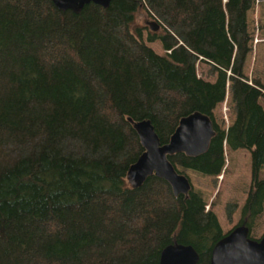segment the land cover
<instances>
[{"label": "trees", "instance_id": "obj_1", "mask_svg": "<svg viewBox=\"0 0 264 264\" xmlns=\"http://www.w3.org/2000/svg\"><path fill=\"white\" fill-rule=\"evenodd\" d=\"M253 2L111 0L72 12L0 0V264H159L169 245L209 263L223 234L199 192L174 196L154 176L128 183L143 152L128 119L149 120L164 145L183 117L209 118L204 154L168 156L177 170L215 178L224 147L247 151L236 226L250 232L264 211V87L242 72ZM142 13L158 31L136 24ZM226 92L233 121L223 129L213 111ZM223 209L230 221L236 203Z\"/></svg>", "mask_w": 264, "mask_h": 264}, {"label": "water", "instance_id": "obj_2", "mask_svg": "<svg viewBox=\"0 0 264 264\" xmlns=\"http://www.w3.org/2000/svg\"><path fill=\"white\" fill-rule=\"evenodd\" d=\"M110 2L111 0H52L57 10L72 12L91 3L107 8ZM147 26L154 32L160 28L154 21ZM128 121L143 148L142 154L127 171L126 178L131 187L140 188L147 178L154 176L165 181L174 196L188 197L190 180L178 172L168 156L183 153L196 157L204 154L214 134L209 118L199 112L183 117L169 142L164 145L160 143L149 120ZM198 260V254L191 246L169 245L162 250L159 264H197ZM208 264H264V236L252 239L245 227L235 226L213 246Z\"/></svg>", "mask_w": 264, "mask_h": 264}, {"label": "rangeland", "instance_id": "obj_3", "mask_svg": "<svg viewBox=\"0 0 264 264\" xmlns=\"http://www.w3.org/2000/svg\"><path fill=\"white\" fill-rule=\"evenodd\" d=\"M149 22L145 13L140 14L137 25L146 27ZM246 26L251 38L250 53L246 56L243 66V74L247 83L252 79L258 80L264 87V0H254L251 9L246 13ZM148 29H143L142 38L147 47L151 48L160 56L165 55L159 41L147 42ZM204 64L197 65L198 75L205 73ZM212 81V80H209ZM228 93H225L224 100L213 111L214 122L227 128L233 121V117L228 110ZM224 165L218 176L210 178L190 170L183 172L191 183V188L199 192L205 202V210L211 211L218 223V226L225 234L233 229L239 219L240 208L246 198V193L250 184V160L249 153L245 150L229 151L223 149ZM259 178L264 179V164L260 170ZM227 202H235L236 210L228 221L224 215V206ZM252 239H260L264 236V211L255 220L253 228L249 232Z\"/></svg>", "mask_w": 264, "mask_h": 264}]
</instances>
